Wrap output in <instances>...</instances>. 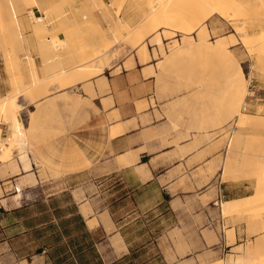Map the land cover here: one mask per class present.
Instances as JSON below:
<instances>
[{
	"label": "rangeland",
	"instance_id": "374dc122",
	"mask_svg": "<svg viewBox=\"0 0 264 264\" xmlns=\"http://www.w3.org/2000/svg\"><path fill=\"white\" fill-rule=\"evenodd\" d=\"M205 1L76 0L74 5L76 9L80 7L81 18L61 21L54 29V33L62 32L63 41H59L53 33H46L43 22L32 24L37 48L43 57L42 64L44 68L52 70L51 75L39 77L42 82L36 89L32 81L24 85L21 70L25 66L32 77L34 68L37 75L33 57L27 54L25 60L19 56L22 46L26 44L20 20L25 17V12L22 13L19 6L31 5L28 0H0V74L9 78L8 85L11 88V91L6 88L0 94V102L12 101L13 107L20 111L17 104L19 95L35 105L36 100L48 94L50 89H59L56 75L63 71L57 68L64 59L60 53L64 48L78 49L75 51L78 63L72 70L84 66L79 71H84L87 76L81 78V75H70L74 78L78 76L80 80L91 77L100 68L103 71V68L120 64L123 60L132 63L138 59L140 64L150 66L144 75L156 72L159 93L175 97L168 104L171 115H176L188 127V181L190 178L212 179L213 183L234 181L235 191L240 190L252 196L245 200L248 203L246 206L242 205L232 213H222L223 218L230 222L216 224V227L209 224L198 229L197 233L200 232L206 240V246L202 251L189 252L188 258L164 262L159 255L153 256L137 247L133 255L114 261L105 260V264H235L230 262L231 259H240L238 264H264V39L259 43L252 41L254 37L264 36V0H207L206 3L210 5L198 12V19L197 12L193 15L196 19L192 23L194 27L184 26L188 24L185 22L188 21L189 10H193L195 5L200 6V2L205 5ZM72 5L65 4L66 7ZM157 7L166 11L168 9V14L161 10L149 18V10ZM170 9L174 10V16L180 15V19L186 17L183 19L184 24L179 20L177 22L190 28L189 32L188 28L185 32L178 30L181 26L176 29L175 21L168 24L176 17H173ZM166 14L169 21H165ZM48 15L49 12L46 13ZM154 16L156 20L152 19ZM156 22L158 26H155ZM171 24L174 27H170ZM144 51L147 52V60L140 61L146 57ZM129 66L128 63L124 65L125 68ZM236 66H239L240 71ZM71 76L70 81L73 78ZM249 84L257 91L259 101L249 105L252 112L243 113L241 108L248 102ZM70 90L77 95L80 93L77 86ZM5 97L10 98L2 99ZM74 97L62 101L72 102ZM241 116L247 119L239 120ZM21 126L24 127L22 123ZM1 128H5L7 133L1 136L0 130V152L13 136L11 124H7L5 116L0 113ZM21 132L27 152L34 160L35 170L47 184H52V191H55L57 178L74 170L73 164L69 163L74 157L73 150L64 146L58 152V141L45 138L44 132H25L24 129ZM21 153L18 146L13 147L11 159L0 161V164H15ZM117 179H113L109 185H118ZM213 183L205 188V191H210V195L215 194ZM76 186L79 193L90 189L88 182L83 180ZM219 203L215 200L210 204L217 216H220ZM49 205L56 208V216L64 218L74 214L68 193L56 196L49 201ZM70 219L72 216L64 220ZM228 227L238 233L240 241L237 245L241 247L236 250L226 246L222 240L224 233L227 237ZM64 230L67 232L65 241H60L57 233L50 228L48 238H44L50 241L46 246L51 245L53 251L61 253L68 252L66 246H69L71 251H78L80 264H96L100 256L92 247V240L89 244L90 238L82 227L78 230L75 221L73 225L66 224ZM102 236L100 231L95 233L97 245L102 242ZM19 245L26 251H33L40 242L23 241ZM104 246L108 247L107 244ZM179 254L183 255L184 252L180 251Z\"/></svg>",
	"mask_w": 264,
	"mask_h": 264
},
{
	"label": "crops",
	"instance_id": "0c3cea01",
	"mask_svg": "<svg viewBox=\"0 0 264 264\" xmlns=\"http://www.w3.org/2000/svg\"><path fill=\"white\" fill-rule=\"evenodd\" d=\"M75 1L28 0L31 7L19 6L26 13L20 19L26 44L19 56L25 60L27 54L33 57L38 77L34 68L32 72L37 80L51 75L52 70L42 64L32 24L43 22L46 33L63 41L62 32L54 33V29L61 21L81 18ZM70 3L72 7L65 6ZM77 50L69 47L60 51L64 59L57 68L63 70L56 75L59 89H50L35 105L18 96L17 117L26 127L24 131L44 132L45 138L56 139L58 152L64 146L72 149L74 157L69 163L74 170L58 177L57 188L52 191V184L35 170L26 143L24 151L19 148L22 153L16 155L15 164H0V264H80L78 251H71L69 246L68 252L53 251L51 245L46 246L49 239L44 240L52 228L58 240L65 241L64 227L75 221L78 230L81 226L88 234L89 244L92 240L103 264L105 260L127 258L137 247L159 255L164 262L188 258L193 250L202 251L206 240L198 229L230 222L223 218L221 204L252 196L235 191L234 181H188V127L171 115L168 104L175 97L159 93L156 72L144 75L150 66L140 64L138 59L132 63L123 60L71 84ZM126 63L129 68L124 67ZM21 70L24 85L33 82L26 67ZM41 82L38 80L37 86L33 82V86L38 89ZM8 84L9 78L0 74V94L6 88L11 91ZM74 86L80 89L79 95L70 90ZM71 96H75L72 102L62 101ZM0 130L1 136L7 133L5 128ZM117 177L118 185H109ZM81 180L88 182L89 191L79 193L76 185ZM212 183L215 194L210 195L205 188ZM64 193L70 197L74 214L62 218L54 214L56 208L49 201ZM215 200L220 201L219 217L210 208ZM98 231L103 234L100 245L94 239ZM226 231L233 232L232 243L227 242L225 233L222 236L226 246L240 248L236 230ZM23 241H39L40 245L26 251L19 245Z\"/></svg>",
	"mask_w": 264,
	"mask_h": 264
},
{
	"label": "bare ground",
	"instance_id": "6f19581e",
	"mask_svg": "<svg viewBox=\"0 0 264 264\" xmlns=\"http://www.w3.org/2000/svg\"><path fill=\"white\" fill-rule=\"evenodd\" d=\"M171 1V0H170ZM178 1V0H177ZM191 1V0H190ZM205 1V0H204ZM207 1V0H206ZM206 1H205V3H206ZM212 3V2H211ZM200 4V6H196V8H194L193 7V10L191 9V10H189L190 12L188 13V21H186L185 22V24L188 22V24L187 25H184V26H190V25H192L191 27H194L193 25L194 24H192V23H194V20H196V19H198L197 17L199 16L198 15V12H201V11H204L205 9H207L206 8V6H208V5H210V3H206L205 5H202L203 3L202 2H200L199 3ZM166 5H167V3H166ZM164 6V5H163ZM166 7V6H165ZM175 8H176V6H175ZM162 10V12H164V13H167V11H169L168 9H167V11L164 9H162V7H157V8H151L150 10H149V18H150V16H152V15H154V14H156L157 15V12H159V11H161ZM172 9H170V11H171ZM212 10H214L215 11V9L213 8ZM148 11V10H147ZM166 11V12H165ZM174 11V10H173ZM173 11H171V13L173 12ZM196 12H197V15H196ZM212 12V11H211ZM171 13H169L170 15H171ZM184 13V12H183ZM159 14H161V13H159ZM168 14V13H167ZM165 15L164 16V18H165V21L166 20H168V19H166V17L168 16V15ZM173 14H175L174 12L172 13V15ZM190 14V15H189ZM196 15V19H194V17H193V15ZM170 15H169V17H170ZM194 15V16H195ZM210 15V14H209ZM162 16V15H161ZM176 16V15H175ZM174 15H173V17H175ZM178 16H180V15H177L176 17H175V19L174 20H172V21H170V22H168V24L169 23H174V21L176 22V23H174V24H176V26H175V28L177 29L178 27L177 26H181V27H179L178 28V30H181L182 32L185 30V31H187L186 30V28H188V27H183L181 24L183 23V19H185V18H181L180 19V17L178 18ZM186 16V15H185ZM155 18H157L156 16H154L152 19H155ZM147 19V18H146ZM152 19H151V22H152ZM156 20V19H155ZM162 20V19H161ZM179 20V22H181V24H179L177 21ZM16 21V20H15ZM38 21V20H37ZM147 21H149L150 22V20H147ZM158 22H160L159 20H158ZM166 22V23H167ZM178 23V24H177ZM145 24V23H144ZM150 24V23H149ZM154 24H156L155 26H158V24H157V22L156 23H154ZM184 24V23H183ZM170 25V24H169ZM173 25L171 24V26L170 27H172ZM196 26V25H195ZM152 27H154V26H152ZM174 27V26H173ZM145 28H147V27H145ZM149 28V27H148ZM174 28V29H175ZM181 28H185V29H181ZM192 29V28H191ZM207 29V28H206ZM152 30H153V28H152ZM189 30H190V28H188V32H189ZM35 31V30H34ZM184 31V32H185ZM208 33V32H207ZM206 34V33H205ZM262 39H264V36H262V37H258V38H255L254 37V39L252 40V41H254V42H256V43H259V42H261L262 41ZM201 40V39H200ZM249 40V39H248ZM218 42V41H217ZM244 42V41H243ZM256 43H254L255 45H256ZM216 44V43H215ZM218 44V43H217ZM216 44V45H217ZM225 44V43H224ZM223 44V45H224ZM246 44V43H245ZM255 45H253V46H255ZM222 46V45H221ZM243 46H245V45H243ZM251 48V47H250ZM226 51V50H225ZM145 52V51H144ZM145 56L146 57H144L143 59H140V61H146L147 60V52H145ZM258 56V55H257ZM224 58V57H223ZM225 59V58H224ZM256 59V58H255ZM234 62V61H233ZM237 67V66H236ZM235 67V68H236ZM239 67V66H238ZM237 67V68H238ZM85 67L83 66V67H81V68H79L78 70H75L74 72H72L73 73V76H75V75H81V78L83 77V78H85L87 75L84 73V71H79V70H82V69H84ZM86 69H88V68H86ZM85 69V70H86ZM233 69V68H232ZM231 69V70H232ZM239 69V68H238ZM236 71H237V69H236ZM239 71H240V69H239ZM86 72V71H85ZM102 72V69L100 68V69H98L95 73H92V76H95V75H98V74H100ZM233 73H234V71H232ZM71 73V74H72ZM31 74H32V76H33V82H34V86H37L38 85V80H37V78H36V76H35V74H34V72H31ZM230 74H231V72H230ZM229 74V75H230ZM238 74V73H237ZM234 75H236L235 73H234ZM238 75H240V74H238ZM241 75H242V72H241ZM73 76H71V77H73ZM233 76V75H232ZM232 76H231V78H232ZM38 77V76H37ZM78 77V76H77ZM72 78V80L70 81V83L72 84V83H75V82H77V81H79L80 79L79 78ZM236 76H234V78H235ZM228 78H230V77H228ZM233 78V79H234ZM237 78V77H236ZM242 78V77H241ZM240 77H239V79H241ZM235 80V79H234ZM237 80H238V78H237ZM236 81V80H235ZM243 82V81H242ZM94 87V86H93ZM245 90V89H244ZM234 93V92H233ZM245 93V92H244ZM14 109H15V113L13 112L14 111ZM18 112H19V108H14L13 107V105H12V101H5V100H3L2 102H0V113L2 114V115H4L5 116V118H6V122L9 124H11V126H12V129H13V136L9 139V143L7 142H5L6 144H5V146L4 147H2L1 148V152H0V161L1 162H7V160H9L10 159V157H11V154H12V149H13V147H15V146H18L21 150H25L26 149V144H25V142H24V138H23V133L21 132V129H23V127L21 126V123H20V121L18 120V117H17V114H18ZM238 112V111H237ZM247 116V115H246ZM246 116H241V118L239 119V120H243L244 118H246ZM237 117V116H236ZM247 119V118H246ZM11 136V135H10ZM2 141V140H1ZM4 142V141H3ZM1 143V142H0ZM8 145H11V147H8ZM22 156H23V154H22ZM24 157V156H23ZM22 157V158H23ZM248 203L246 202V201H232V202H229V203H223V204H221V212L223 213V214H228V213H232V212H235V211H237L238 209H240V207H242V205L243 206H246ZM241 205V206H240ZM232 231H228L227 232V242L228 243H232L233 242V236H232ZM241 260L240 259H236V260H230V262H232V263H235V264H238L239 262H240Z\"/></svg>",
	"mask_w": 264,
	"mask_h": 264
},
{
	"label": "built area",
	"instance_id": "2783aa9c",
	"mask_svg": "<svg viewBox=\"0 0 264 264\" xmlns=\"http://www.w3.org/2000/svg\"><path fill=\"white\" fill-rule=\"evenodd\" d=\"M29 19L33 20V18L31 16H28ZM247 101L245 102L244 105L241 108V111L243 113H250L252 112L251 108L249 107V105L253 102V101H259V97L258 94H256V90L254 89L253 86H251L250 84L248 85V90H247Z\"/></svg>",
	"mask_w": 264,
	"mask_h": 264
},
{
	"label": "trees",
	"instance_id": "16d2710c",
	"mask_svg": "<svg viewBox=\"0 0 264 264\" xmlns=\"http://www.w3.org/2000/svg\"><path fill=\"white\" fill-rule=\"evenodd\" d=\"M96 264H103L102 260L100 258H98V261Z\"/></svg>",
	"mask_w": 264,
	"mask_h": 264
}]
</instances>
